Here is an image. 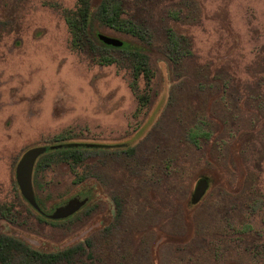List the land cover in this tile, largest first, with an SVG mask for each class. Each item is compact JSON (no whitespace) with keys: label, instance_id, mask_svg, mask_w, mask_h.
Here are the masks:
<instances>
[{"label":"rangeland","instance_id":"1","mask_svg":"<svg viewBox=\"0 0 264 264\" xmlns=\"http://www.w3.org/2000/svg\"><path fill=\"white\" fill-rule=\"evenodd\" d=\"M103 1L0 0V233L89 242L73 264H264V0H113L137 35L82 27Z\"/></svg>","mask_w":264,"mask_h":264},{"label":"trees","instance_id":"2","mask_svg":"<svg viewBox=\"0 0 264 264\" xmlns=\"http://www.w3.org/2000/svg\"><path fill=\"white\" fill-rule=\"evenodd\" d=\"M83 5H85V7L80 9V11L78 10L79 11L78 13L83 21L82 27H85L86 29L90 27V29H92L94 22L99 21L100 24L105 25L108 28L123 30L131 35H137V32H135V28L132 25L131 21H129L128 19H123L121 17L122 10L119 5L114 4L113 0H104L99 7L98 15L93 14V12L89 10L87 4H83ZM70 26L72 27V29L79 31L80 25H73L72 23H70ZM128 48L133 49L132 47H130L129 44L124 46V49H128ZM108 62L110 64V61ZM108 62L105 63L108 64ZM141 63H144V59L141 60ZM141 63L136 64V66L134 67L135 70L134 77L135 79H137L138 76L141 75L140 73L141 70L146 80L147 83L146 85H149V81L151 78L150 73L147 69L144 68V66L141 65ZM148 99H149L148 96H143L142 98L141 97L139 98V100L142 102V105ZM77 245L78 246H73L64 251L52 253V254H41L35 251H31L30 252L31 263L38 262L39 264H56L61 262L66 264H73L76 260H78L77 255H80L79 258H82L87 254L86 247L88 248L91 247L90 243L87 241L85 245H83L82 243H79ZM0 263L4 264L3 260H0Z\"/></svg>","mask_w":264,"mask_h":264},{"label":"water","instance_id":"3","mask_svg":"<svg viewBox=\"0 0 264 264\" xmlns=\"http://www.w3.org/2000/svg\"><path fill=\"white\" fill-rule=\"evenodd\" d=\"M100 39L103 41V43L108 44V45H113V46H120L121 43L117 42L116 40L104 37V36H100ZM44 152V148H40V149H33L31 151H29L22 159L21 161V165H20V182L22 185V189L24 191V194L26 195V198L29 200L31 206L38 210L36 203L34 202V199L32 197V192L30 189V185H29V174L31 172V168H32V164L34 159L36 158L37 155H39L40 153ZM85 204V202H82L81 205ZM80 205V207H81ZM69 215H58V214H53L51 216H49L50 219L53 220H59V219H63L66 218Z\"/></svg>","mask_w":264,"mask_h":264},{"label":"flooded vegetation","instance_id":"4","mask_svg":"<svg viewBox=\"0 0 264 264\" xmlns=\"http://www.w3.org/2000/svg\"><path fill=\"white\" fill-rule=\"evenodd\" d=\"M28 207H31L29 200H26ZM43 218H46V214H42ZM9 218V217H8ZM14 250H22L23 257H30V248L21 241L15 239L9 235L0 233V260H3L4 264H10V260Z\"/></svg>","mask_w":264,"mask_h":264}]
</instances>
